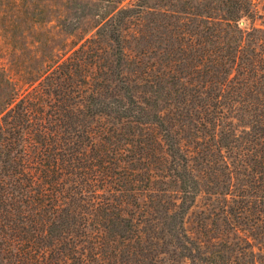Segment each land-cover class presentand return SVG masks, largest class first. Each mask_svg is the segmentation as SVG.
<instances>
[{"label": "trees", "instance_id": "16d2710c", "mask_svg": "<svg viewBox=\"0 0 264 264\" xmlns=\"http://www.w3.org/2000/svg\"><path fill=\"white\" fill-rule=\"evenodd\" d=\"M218 10L196 31L180 21L185 75L145 52L130 67L116 6L16 90L0 119V264H264V30L240 26L253 0Z\"/></svg>", "mask_w": 264, "mask_h": 264}, {"label": "rangeland", "instance_id": "374dc122", "mask_svg": "<svg viewBox=\"0 0 264 264\" xmlns=\"http://www.w3.org/2000/svg\"><path fill=\"white\" fill-rule=\"evenodd\" d=\"M253 2L256 20L243 18L240 26L255 25L264 30V0ZM219 5L220 0H0V119L17 89L37 84L54 57L69 55L93 36L102 16L112 13L116 6L128 11L123 14L122 33L129 66L134 67L137 53L145 52L147 63L172 64L180 74L189 70V59L175 38L180 21L186 23L185 29L196 31L199 14L208 11L218 16ZM163 46L167 50L160 52ZM205 197L198 198L186 216L187 229L194 236ZM251 242L258 253L257 241Z\"/></svg>", "mask_w": 264, "mask_h": 264}]
</instances>
